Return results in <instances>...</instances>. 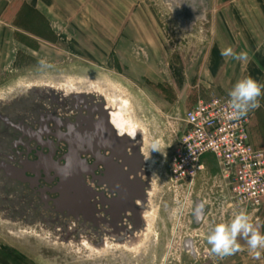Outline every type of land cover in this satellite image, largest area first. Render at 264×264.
Here are the masks:
<instances>
[{
    "label": "rangeland",
    "instance_id": "1",
    "mask_svg": "<svg viewBox=\"0 0 264 264\" xmlns=\"http://www.w3.org/2000/svg\"><path fill=\"white\" fill-rule=\"evenodd\" d=\"M151 2L166 22L162 75L142 73L150 66L149 59L122 67L116 60L101 65L63 53L52 58L27 50L16 66L0 69V115L14 122H33L52 112L65 118L73 111L69 107L76 95L96 97L110 112L128 110L140 128L139 152L145 172L141 179L147 182L140 227L120 235L121 241L105 235L101 221L47 210L27 185L6 181L0 170V264H213L221 255L210 251L209 232L220 223H230L240 212L252 223L258 217L263 206L259 210L234 201L212 158L193 180L176 182L170 176L185 112L199 97L186 82L176 84L171 67L193 69L205 56L210 39L200 23L189 29L171 21L164 0ZM19 38L30 48L38 47L29 36L20 34ZM260 83L264 84V76ZM55 98L64 104L62 110ZM259 99L260 107L253 109L252 138L264 149V96ZM19 135L0 119V163L11 162L13 142ZM92 188L101 192L103 187ZM98 205L96 215L102 218Z\"/></svg>",
    "mask_w": 264,
    "mask_h": 264
},
{
    "label": "crops",
    "instance_id": "2",
    "mask_svg": "<svg viewBox=\"0 0 264 264\" xmlns=\"http://www.w3.org/2000/svg\"><path fill=\"white\" fill-rule=\"evenodd\" d=\"M164 1L171 21L193 28L200 23L210 39L205 56L193 69L171 67L176 84L186 82L194 87L199 100L202 95H228L242 78L261 81L264 0H188L181 8ZM165 23L151 0H0V69L16 66L27 50L52 58L63 53L101 65L116 60L122 67L149 59L150 66L142 73L162 75ZM20 34L31 37L38 47L24 45ZM228 46L236 52H248L250 59L238 62L224 58L221 49ZM253 225L264 232V205ZM238 239L241 250L221 256L213 264H264V248L256 250L257 256L243 237Z\"/></svg>",
    "mask_w": 264,
    "mask_h": 264
},
{
    "label": "water",
    "instance_id": "3",
    "mask_svg": "<svg viewBox=\"0 0 264 264\" xmlns=\"http://www.w3.org/2000/svg\"><path fill=\"white\" fill-rule=\"evenodd\" d=\"M167 2L181 8L187 6L188 0ZM187 28L192 29L193 26L188 25ZM54 101L60 104L59 109L62 110L64 104L58 98ZM105 106V103L96 97L76 95L69 107L73 111L65 118L52 112L48 115L42 114L36 121H27L26 124L0 115V119L7 126L22 133L13 142L15 154L10 156L11 162L0 163L5 180L27 185L37 197L39 196L47 210L62 216L72 215L77 219L82 215L87 220L94 219L99 222L100 218L95 215L98 213L96 206L100 203L98 197L102 194L87 184V177H95L102 161L108 160L105 159V152H108V162L112 167L105 180L114 188L135 189L144 203L147 182L137 176L138 170L141 174L145 173L140 170L143 163L142 154L139 152L140 144L118 134L111 123L110 111ZM44 136L48 138L45 140ZM129 144H135L132 148L136 153V169L124 170L120 165L117 166L119 171L117 168L114 171L116 164L113 159L121 158L125 162V148ZM63 146L66 147L65 152H61L59 157L57 154ZM32 152H35L34 157H31ZM90 159L94 161L90 162ZM128 190L121 193L125 196L122 200L131 196ZM57 195L58 198H55Z\"/></svg>",
    "mask_w": 264,
    "mask_h": 264
},
{
    "label": "built area",
    "instance_id": "4",
    "mask_svg": "<svg viewBox=\"0 0 264 264\" xmlns=\"http://www.w3.org/2000/svg\"><path fill=\"white\" fill-rule=\"evenodd\" d=\"M229 96L200 98L185 112V128L173 156L170 176L176 182L193 180L212 158L231 193L241 204L264 205V149L252 138L253 110L230 120ZM259 208V210H260Z\"/></svg>",
    "mask_w": 264,
    "mask_h": 264
},
{
    "label": "clouds",
    "instance_id": "5",
    "mask_svg": "<svg viewBox=\"0 0 264 264\" xmlns=\"http://www.w3.org/2000/svg\"><path fill=\"white\" fill-rule=\"evenodd\" d=\"M221 55L226 59L247 62L248 52H236L231 46L221 49ZM229 111L226 116L230 120L240 119L253 109L260 107V97L264 96V84L251 77L242 78L228 91ZM239 237H243L247 247L256 252L264 248V232L259 231L245 212L237 214L230 223L216 225L208 234L207 242L210 251L217 255H230L241 250ZM257 256L259 255L256 252Z\"/></svg>",
    "mask_w": 264,
    "mask_h": 264
},
{
    "label": "flooded vegetation",
    "instance_id": "6",
    "mask_svg": "<svg viewBox=\"0 0 264 264\" xmlns=\"http://www.w3.org/2000/svg\"><path fill=\"white\" fill-rule=\"evenodd\" d=\"M122 137V136H121ZM133 141H139V140H133ZM135 145V144H134ZM134 145L131 146L129 144L125 148V162L121 158H114V162L116 165L113 167L114 171L117 168V171H119V168L117 166H123L124 170L128 169H136L137 162L135 160V150L132 147H135ZM104 153V152H103ZM110 153L105 152V159L107 158L109 160ZM108 160L102 161V163L99 166L98 171L95 173V177L88 176L87 181L90 183V186L94 187H103L102 191L99 192L101 197H98L99 200V210L101 214L103 215L102 218H100V223L102 227L103 234H109L111 236H117L118 239L121 241L123 236L120 235H126L131 234L132 231L138 229L141 225V212L143 210L144 203L141 202L140 195L137 191L128 190L131 196L127 197L125 200H122L125 196H122V192H127L126 189L122 188H114L113 185L108 184V181L105 179L107 178V172L111 169V164L108 162ZM90 162H93L94 160H89ZM142 170V167L140 168ZM118 175V173H116ZM137 176L141 177V172L137 171ZM108 180V179H107ZM106 188V189H105ZM97 216V215H95Z\"/></svg>",
    "mask_w": 264,
    "mask_h": 264
},
{
    "label": "bare ground",
    "instance_id": "7",
    "mask_svg": "<svg viewBox=\"0 0 264 264\" xmlns=\"http://www.w3.org/2000/svg\"><path fill=\"white\" fill-rule=\"evenodd\" d=\"M112 93H114V92H111V95H112ZM120 105H122V104H120ZM110 117H111V123L116 128V131L118 132V134L120 136L129 137L132 140H139L140 139V133H139L140 128H138L136 126V124L130 119L127 109H125V108L124 109H119V108L115 109L114 108L110 112Z\"/></svg>",
    "mask_w": 264,
    "mask_h": 264
}]
</instances>
